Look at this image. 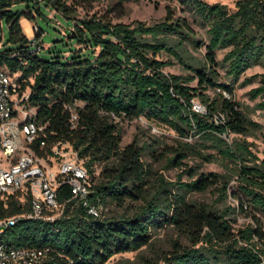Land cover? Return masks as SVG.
Returning <instances> with one entry per match:
<instances>
[{"label": "trees", "instance_id": "trees-1", "mask_svg": "<svg viewBox=\"0 0 264 264\" xmlns=\"http://www.w3.org/2000/svg\"><path fill=\"white\" fill-rule=\"evenodd\" d=\"M180 2L190 4L208 24V43L197 40L185 18L175 17L171 10L152 24L125 23L96 15L74 18L67 0H0V65L18 73L21 88L29 90L28 103L46 125L48 144L70 142L91 177L95 165H102L101 179L91 183L87 197L88 203L102 207L100 216L89 213L64 184L57 197L64 204L62 216L54 221L20 217L0 240L44 248L52 264H105L115 253L147 245L152 228L166 225L184 235L189 244L175 242L162 264H259L263 260L264 157L247 139L251 127L260 124L234 99L233 85L220 80L216 51L228 49L222 65L233 82L252 64L264 65V0H235L234 10L220 2ZM47 8L73 22L68 38L81 46L74 47L66 60L41 57V20L34 25L36 37L28 38L23 31V18L39 15L48 22ZM187 41L196 48L205 46L202 62H192ZM162 53L192 73L167 72L172 60ZM258 76L260 83L249 94L260 98L256 106L264 111V73L246 77L243 83ZM194 80L197 84L190 85ZM208 88H219L218 96L210 97L205 92ZM196 97L206 104L207 114L192 108ZM75 102L82 106L77 107L79 118L72 128L66 106ZM220 111L225 119L218 124L212 115ZM113 114L128 120L143 115L175 131L177 145L165 148L171 153L170 163L182 164L193 155L206 162L222 159L230 167L199 173L197 167H188L189 182H169L143 160L144 147L137 140L121 145ZM176 186L182 191L174 192ZM209 188L217 190L219 199L231 197L236 204L219 207L187 199V192ZM134 202L137 205L130 214H104L110 204ZM29 210L28 197L24 202L14 194L0 198V219ZM231 213L249 222L235 228Z\"/></svg>", "mask_w": 264, "mask_h": 264}, {"label": "rangeland", "instance_id": "rangeland-1", "mask_svg": "<svg viewBox=\"0 0 264 264\" xmlns=\"http://www.w3.org/2000/svg\"><path fill=\"white\" fill-rule=\"evenodd\" d=\"M210 3L220 2L227 4L230 10L235 9V0H205ZM67 4L73 8L74 18H80L84 16L96 15L97 17L108 18L112 22H125L130 23L135 20H141L148 24H152L163 20L168 10H171L175 17H183L194 29V34L197 40L208 43V24L204 22L197 14L194 8L190 4H182L180 0H67ZM27 5L23 3V6ZM34 13V12H33ZM47 21H43L39 15L29 20L30 23L26 25L22 24L23 31L28 38L36 37L37 31L34 25H39L43 30V34L39 35L38 41L42 43V48L39 51L41 57L51 58L59 56L61 60H66V57L70 54V51L74 47L79 48L81 45L73 42L69 39L71 27L73 22L71 19L65 17L62 13L54 8L46 9ZM27 19V18H25ZM24 21V18L22 19ZM7 36V29L4 28V39ZM186 49L190 56H192V62L203 61L205 58L206 48L204 45L196 48L192 43L187 41L185 43ZM228 49H219L216 51V57L220 66L217 70L220 75V80L226 84L233 85V97L239 102L241 109L246 115L251 118L260 126H252L251 133L247 136V139L253 142V150L260 156L264 157V111L257 108L256 104L260 98H252L249 94L250 90L260 83V76L256 77L252 82L244 84L243 81L246 77H250L254 74L264 73V65L261 63H254L247 68L239 80L233 82L232 77L227 73V67L222 65V59ZM164 58L172 60V64L167 66L165 70L175 74H191L192 71L183 66L177 59L162 53ZM192 86L197 84V81H191L189 83ZM205 92L210 97L218 96V89L208 88ZM195 100L202 105L206 104L196 97ZM117 124L121 131V145L124 146L133 140H137L140 146L144 147L143 160L150 164L155 172L162 175L165 180L169 182H175L176 185L180 182H189L192 177L185 171L188 167H197L199 172L219 171L223 172L228 170L227 163L222 159H217L213 162L203 161L197 156L190 155L183 160L182 164H174L168 162V157L171 153L165 151L167 146H176L179 136L170 128L162 127L158 131H153L147 124L132 120L127 121L118 119ZM233 134L231 135V137ZM101 167L102 165H95L92 184L97 183L101 179ZM233 184V181L231 182ZM181 188L177 186L174 188V192H181ZM187 199L204 202L208 204H215L219 207H224L227 204L235 205L236 201L231 197L226 199H219L217 190L209 188L205 191H189L186 194ZM137 203L126 204L124 206H118L116 204H110L105 208L104 214H130ZM64 213V210H63ZM231 217L236 218L233 221L235 228L244 227L249 219L241 214L231 213ZM188 245L189 240L178 232L173 226H159L152 228V235L147 245L142 246L137 250L118 252L113 254L105 264H162L164 262L165 255L170 254L174 247V243ZM259 264H264L263 260Z\"/></svg>", "mask_w": 264, "mask_h": 264}, {"label": "built area", "instance_id": "built-area-1", "mask_svg": "<svg viewBox=\"0 0 264 264\" xmlns=\"http://www.w3.org/2000/svg\"><path fill=\"white\" fill-rule=\"evenodd\" d=\"M223 94L229 96L225 91ZM29 96V90L21 88L18 73H11L0 65V198L14 194L21 202L28 197L30 203L29 212L0 219V235L20 217L54 221L62 216L64 204L57 197L59 187L64 184L71 188L73 198L81 201L89 213L101 215L102 207L87 202L91 177L84 159L70 142L48 144L46 125L38 120L36 108L28 103ZM192 103L195 111L207 114L205 105L195 99ZM78 106L82 103L66 106L72 128L77 126ZM118 119L122 118L113 114V121ZM212 119L215 123H223L225 115L216 112ZM123 120L147 124L153 131L160 128L159 121L143 115ZM0 264L52 263L44 248L15 246L0 240Z\"/></svg>", "mask_w": 264, "mask_h": 264}, {"label": "crops", "instance_id": "crops-1", "mask_svg": "<svg viewBox=\"0 0 264 264\" xmlns=\"http://www.w3.org/2000/svg\"><path fill=\"white\" fill-rule=\"evenodd\" d=\"M25 21H26L27 23H30V21H29L28 19H25V18H24V21L22 20V24H23V25H26Z\"/></svg>", "mask_w": 264, "mask_h": 264}]
</instances>
